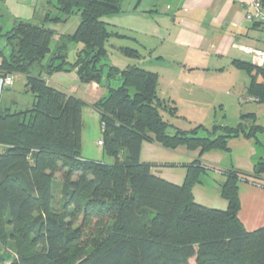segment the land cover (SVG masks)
Returning a JSON list of instances; mask_svg holds the SVG:
<instances>
[{
    "label": "trees",
    "instance_id": "1",
    "mask_svg": "<svg viewBox=\"0 0 264 264\" xmlns=\"http://www.w3.org/2000/svg\"><path fill=\"white\" fill-rule=\"evenodd\" d=\"M123 1L58 0L63 16L49 15L46 23H63L75 13L81 20L54 50L56 35L45 25L16 19L7 32L0 26V38L11 49L9 55L0 52L1 88L22 75L34 96L31 109H0V264H190L193 259L264 264V227L246 231L238 215L239 183L249 175L234 167L222 171L226 181L218 191L226 209L201 205L193 194L210 171L204 154L230 153L232 139L264 129L216 126L200 137L201 127L189 132L170 124L165 117L176 115L177 107L160 97L156 73L106 63V44L126 36L110 30L104 18L120 15ZM75 43L83 48L71 62L66 49ZM120 51L142 58L136 50ZM234 66L250 76L247 97L264 104V70L253 62ZM107 68L109 94L91 107L100 116L101 147L114 160L111 165L83 155L82 114L88 104L48 83L57 73L75 72L81 83L100 85ZM7 77L11 85L1 83ZM117 77L122 86L111 88ZM145 143L198 152L185 167L183 184L160 177L155 164L141 161ZM255 167L254 178L264 174V165Z\"/></svg>",
    "mask_w": 264,
    "mask_h": 264
},
{
    "label": "crops",
    "instance_id": "2",
    "mask_svg": "<svg viewBox=\"0 0 264 264\" xmlns=\"http://www.w3.org/2000/svg\"><path fill=\"white\" fill-rule=\"evenodd\" d=\"M253 1L256 0H150L146 7L148 9L144 12H139L140 3L136 4L132 11L129 10L126 15L130 22L137 23L135 25L139 24V27L146 31L144 40L138 41L135 37L132 38L127 34L120 33L121 31L116 33L126 36L127 39L135 40L139 43L140 48L152 58L147 59L139 53L142 58L140 60L135 59L139 63H129L130 65L127 66H138L139 64L144 66L147 64L148 69L146 68V70L156 73L160 78L159 88L161 92H159V95L164 99L172 98L171 94H167L166 90L162 89V85L168 83L170 85L175 84L181 91L183 87L188 85H197L198 88L206 90L210 89V85H214L219 81L220 83L231 81L230 86L233 89L242 91L238 97L240 98V105L244 103L259 104L257 101H250L247 97V88L251 80L249 74L234 66L236 61L252 63L250 55L243 51V48L264 50V38L261 35V28L249 23L245 15L246 6ZM0 9L3 16L10 15L15 20L27 21L31 19V10L28 3L26 4L21 0H2ZM143 22L146 23L143 25ZM107 23L110 28L111 23ZM112 26L114 25L112 24ZM115 26L119 29L116 24ZM125 29H128L127 31L131 35L135 33L133 31L135 29ZM134 50L138 51L137 49ZM154 56L158 58L155 60ZM166 61L169 64L167 66H165ZM65 74L75 78L76 84L73 87H54L65 93L78 96L88 106L95 105L101 98L109 94L102 84H82L75 72L57 73L53 77ZM21 76L18 75L14 78V81ZM53 77L48 79V83L52 87L51 80ZM14 81L9 88L15 85ZM24 84L27 85L26 78ZM241 84L242 87L240 88L239 85ZM4 92L5 89L2 90L0 85V94ZM144 148L145 144L142 146V155ZM193 154L195 159L192 161H195L198 152ZM84 157L88 159L86 156ZM202 162L205 166H210L206 161L202 160ZM258 163H264V159L261 158L256 161L255 166ZM233 167L231 164L229 168L223 166L213 168L222 173V171ZM154 172L160 177L168 179L164 176V170L154 168ZM186 173L187 170L182 182H184ZM248 175L239 183L238 192L241 209L238 215L246 231L254 232L264 227V177L254 178L252 174ZM169 181L178 183L172 180ZM220 181L216 182L217 187L226 181L225 177ZM205 185L206 183L194 188L195 199L196 188ZM217 187L216 190H218ZM218 207L223 210L228 207V204L224 201L219 203Z\"/></svg>",
    "mask_w": 264,
    "mask_h": 264
},
{
    "label": "rangeland",
    "instance_id": "3",
    "mask_svg": "<svg viewBox=\"0 0 264 264\" xmlns=\"http://www.w3.org/2000/svg\"><path fill=\"white\" fill-rule=\"evenodd\" d=\"M22 2L28 3L31 10V19L27 20L34 25H45L46 28L53 30L56 37L52 42L53 50L56 46L61 45L59 40L63 36L73 35L80 25V14L75 13L63 23H46L45 19L47 16L52 15L53 17H62L61 13L58 11V0H21ZM150 0H124L123 1V12L117 16H109L104 20L111 23L110 30L114 32H119L127 34L132 38L135 37L138 41H143L145 38L146 31L139 27L140 25H135L137 23L130 22L126 13L132 8L139 4V12H144L149 4ZM157 1V0H156ZM33 6V7H32ZM150 21V20H149ZM15 19L10 15L4 16V19L0 18V26L4 28V32L11 30L15 25ZM146 22H143V25ZM112 24L114 26H112ZM115 24L119 27L115 26ZM131 28L135 33L130 34L128 29ZM132 31V32H133ZM107 65L114 66L123 70L127 65L139 63L137 60H130L128 57L122 55L121 48L128 47L131 49H137L140 54L144 55L145 58H152L147 52L140 48L139 43L135 40L122 38V39H111L107 44ZM83 46L79 44H68L66 52L70 58L71 62H76L77 53L79 49ZM11 49L6 45V42L0 38V52L9 55ZM144 51V52H143ZM155 60L157 56L153 57ZM0 63H2L0 58ZM130 63V64H129ZM144 63V62H143ZM172 63V62H171ZM143 68H147L146 65H141ZM138 65V66H139ZM169 65L166 61V65ZM178 68L177 66H174ZM148 69V68H147ZM109 68L106 69V76L102 85H109L107 80V73ZM17 76H14L16 78ZM25 77H18L14 81V86L5 88V92L0 94V109L5 110L10 108L12 111L28 110L31 109L32 103L34 101V96L27 92L26 85L24 84ZM53 87L58 88L63 87H73L76 81L75 78L68 75H56L51 80ZM244 82V81H243ZM231 81L215 83L210 85V89L203 90V88H198L197 85H188L183 87L180 91L175 84L162 85V89L166 90L167 94H171V99L175 106L177 107V114L170 117L166 116V120L173 124L175 128L194 131L197 127L199 129L198 135L200 137H208V132H212L216 126L222 127H238L243 124L247 132L251 131L253 128L261 127L264 129V104H247L244 103L240 105L239 94L241 92L238 89H233ZM78 84V83H77ZM83 84V83H82ZM160 85V82H159ZM111 88H118L122 86V79L119 77L112 78L110 82ZM240 88L242 84L239 85ZM159 92H161V89ZM255 113V114H254ZM255 115V116H254ZM83 134H82V151L83 155L89 160L95 159L100 162H105L107 164H114V160L105 154L103 147L98 143L103 141L102 127L100 125V116L97 111H95L91 106L86 107L83 110ZM253 116V117H250ZM175 130H170L173 134ZM254 136L251 138L240 137L237 139H232L229 142L230 154L212 151L204 154L201 158L208 163L210 171L204 177L206 181L205 186H199L196 188V202L201 205L212 207L218 210L220 207L219 203H223L224 199L221 198L220 192L216 190V182H221L224 177L223 172H217V169L213 167H227L229 168L232 164L234 168L241 171L242 173L253 174L255 171V163L259 159H264V130L255 131ZM4 148L0 146V153H2ZM194 154L189 152L186 148H180L178 150H167L159 145H151L145 143V148L141 160L148 163L155 164V168L164 170V176L168 179L176 181L178 183L182 182V178L186 172L185 167L192 163L194 160ZM263 166L264 163H261ZM212 166V167H211ZM220 173V174H219ZM61 174L57 175V181L61 180ZM260 177H264L261 174ZM177 183V184H178ZM218 188V187H217ZM190 264H195V259L190 261Z\"/></svg>",
    "mask_w": 264,
    "mask_h": 264
},
{
    "label": "built area",
    "instance_id": "4",
    "mask_svg": "<svg viewBox=\"0 0 264 264\" xmlns=\"http://www.w3.org/2000/svg\"><path fill=\"white\" fill-rule=\"evenodd\" d=\"M245 15L249 23L257 25L261 28V35H262V38H264V3L263 1L256 0V1L249 3V5L246 6L245 8ZM243 51H245L248 55H250L251 62H253L255 65H257L258 67L264 70V50L262 51V50H257L254 48H251V49L243 48ZM1 83L5 85H11L12 78L7 77L4 82L1 80ZM250 101H253V100L250 99ZM99 145L102 146V142H100Z\"/></svg>",
    "mask_w": 264,
    "mask_h": 264
}]
</instances>
